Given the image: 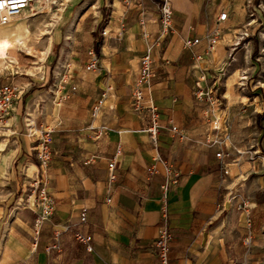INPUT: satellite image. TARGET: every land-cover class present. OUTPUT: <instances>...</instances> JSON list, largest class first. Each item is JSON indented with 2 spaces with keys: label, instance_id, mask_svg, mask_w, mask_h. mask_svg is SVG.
I'll use <instances>...</instances> for the list:
<instances>
[{
  "label": "crops",
  "instance_id": "0c3cea01",
  "mask_svg": "<svg viewBox=\"0 0 264 264\" xmlns=\"http://www.w3.org/2000/svg\"><path fill=\"white\" fill-rule=\"evenodd\" d=\"M130 1L67 3L45 32L29 23L46 15L39 3L16 22L44 55L14 43L0 59V93L12 99L0 112V264H158L165 194L170 264H264V0H170L161 47L160 0ZM149 48L156 75L145 102L159 113L156 145L149 113L132 100ZM199 89L215 105L199 101ZM45 137L54 155L43 168L36 148ZM170 172L179 181L165 191ZM40 178L54 200L42 223ZM55 231L60 248L48 251ZM77 232L92 238V251Z\"/></svg>",
  "mask_w": 264,
  "mask_h": 264
},
{
  "label": "built area",
  "instance_id": "2783aa9c",
  "mask_svg": "<svg viewBox=\"0 0 264 264\" xmlns=\"http://www.w3.org/2000/svg\"><path fill=\"white\" fill-rule=\"evenodd\" d=\"M52 4L61 3L64 0H47ZM37 2V0H0V23H14L22 20L27 10L32 9L33 5ZM132 7H137L139 5V0H131L130 1ZM228 17L226 12L221 13L218 17V20L225 21ZM159 23L161 25V30L156 38V45L161 47L163 44V40L168 35L172 23H173V9L171 6L170 0H160V18ZM107 32L102 30V36H106ZM219 32L214 31L208 36V40L210 43V47L213 48L216 40L218 39ZM199 40H187L185 42V47H191L194 44L198 43ZM98 60L96 58H92V61L87 66V69H95L97 68ZM154 71V61L151 55V48L147 49L144 54L140 58V71L137 81L133 87L132 100L134 111L143 114L147 111L150 115L151 125L148 127L147 132L151 137L152 143L156 145L157 136L159 133V113L156 106L149 102H145V91L148 88L155 77ZM8 92L0 93V112H4L6 108L11 104L12 99L9 97ZM196 98L199 101H206L209 105L213 106L216 103V100L208 91H202L199 89L196 93ZM97 108L94 113H96ZM32 122H29L27 127H31ZM215 129L220 130L222 127L218 126L214 123ZM173 131L177 130V127H172ZM29 132V131H28ZM225 139L229 140V135H225ZM37 155L41 161V166L46 168L50 165L53 158V150L51 148V141L49 137L39 139V143L36 148ZM120 152V149L117 151ZM217 158L223 159L226 154L220 150L216 154ZM264 166V164H263ZM116 167V161L113 160L109 163V180L113 181L115 179L114 169ZM225 174H228L227 171L224 170ZM178 174L175 172H170L168 175V179L164 185L165 191L169 190L170 187L176 186L178 184ZM33 188L35 191V199L34 205L38 208L39 219L38 222L42 223L47 220L54 212V200L50 196L48 190L45 187V183L42 178L33 181ZM235 199V197L233 198ZM239 209L248 208V201L242 200ZM162 217L163 224L160 227L158 236L155 240V250L156 256L158 259V264H170V250H171V241L172 235L168 225V214L166 207V194L164 195V204L162 209ZM82 220H85V215L82 214ZM59 233L58 231L54 232L55 242L47 247L48 251L58 250L60 247L58 240ZM75 239L86 244L87 250L92 251V247L90 246L91 237L84 235L80 232L75 233ZM21 264V263H19Z\"/></svg>",
  "mask_w": 264,
  "mask_h": 264
},
{
  "label": "rangeland",
  "instance_id": "374dc122",
  "mask_svg": "<svg viewBox=\"0 0 264 264\" xmlns=\"http://www.w3.org/2000/svg\"><path fill=\"white\" fill-rule=\"evenodd\" d=\"M76 0H69L68 2H65L64 5H60L61 3H56V4H50V6L54 9H60V8H64L67 6V3H74ZM41 3V2H40ZM39 11H41V7L39 5ZM57 11V10H56ZM40 14V12H39ZM38 15V14H37ZM35 15V16H37ZM33 16V17H35ZM56 18V17H55ZM59 20V19H58ZM57 20V21H58ZM54 20L50 17V16H46V15H38L36 18H30L29 19V23L32 24L33 27H35L36 29L39 28V29H42L44 30L43 32H45V29H52V24H53ZM61 22V21H59ZM22 26V27H21ZM14 27V28H13ZM22 29H21V28ZM2 29V30H1ZM13 30V31H12ZM6 31V32H5ZM24 31L25 34L27 35L28 34V31L26 29V26H25V23L24 22H21V23H18L16 24V22L14 23H11L10 25L8 26H0V37H3V36H8V40L9 41H14L15 38H18V37H25V36H22L21 32ZM4 32V33H2ZM39 37H37L38 39ZM37 42L40 41V40H36ZM9 48V46H7L5 44V42L3 41H0V52L3 51L5 52L6 56H7V49ZM43 48V47H41ZM37 51V52H36ZM30 53H35L36 55L39 54V51L38 50H35L34 48H31V52ZM5 56V58H6ZM36 66H38V63L36 64ZM226 127L223 125V130L225 131Z\"/></svg>",
  "mask_w": 264,
  "mask_h": 264
},
{
  "label": "bare ground",
  "instance_id": "6f19581e",
  "mask_svg": "<svg viewBox=\"0 0 264 264\" xmlns=\"http://www.w3.org/2000/svg\"><path fill=\"white\" fill-rule=\"evenodd\" d=\"M69 0H64L63 2H61V4L60 5H62L64 2H68ZM41 2V3H40ZM37 3H39L38 4V6L40 5V7H41V11H38V14H39V12H40V14H46V15H49L53 20L55 19V17H57L58 15H57V11H62V9L63 8H60V9H58L57 11L56 10H54L51 6H50V4H52V3H50L49 1H47V0H37V2L34 4V5H36ZM37 15V14H36ZM35 16V15H34ZM33 17V16H32ZM28 19V18H27ZM11 23H7V24H3V23H0V26L2 25V26H8V25H10ZM22 27V26H21ZM20 27V28H21ZM14 28V27H13ZM22 29V28H21ZM2 30V29H1ZM13 31V30H12ZM6 32V31H5ZM2 33H4V32H2ZM42 35V34H41ZM44 35V34H43ZM9 36V35H8ZM8 36H3V37H0V41H3V42H5V44L7 45V46H11V45H13L14 43H16L20 48H22V49H24V50H26L27 52H31V48H33V47H31V46H29V44H28V40L25 38V37H18V38H15L14 39V41H9L8 39ZM38 36V35H37ZM43 37V36H42ZM28 38V37H27ZM49 41V40H48ZM47 43V42H46ZM33 44V43H32ZM50 45V44H49ZM48 48V47H47ZM37 52V51H36ZM43 55H44V52H40L39 51V54H38V56H39V58H43ZM5 56H6V54H5V52H3V51H1L0 52V59L2 60V59H5ZM13 59V58H12ZM37 67H40L39 69H41V66H37Z\"/></svg>",
  "mask_w": 264,
  "mask_h": 264
}]
</instances>
